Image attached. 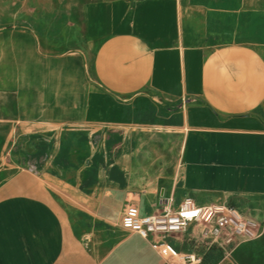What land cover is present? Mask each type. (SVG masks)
I'll use <instances>...</instances> for the list:
<instances>
[{
  "label": "crops",
  "instance_id": "0c3cea01",
  "mask_svg": "<svg viewBox=\"0 0 264 264\" xmlns=\"http://www.w3.org/2000/svg\"><path fill=\"white\" fill-rule=\"evenodd\" d=\"M77 30L72 50L0 32V121L109 136L85 148L108 169L55 177L61 214L0 200V264H171L121 226L129 206L152 215L161 197L229 204L260 227L226 255L191 224L165 238L181 253L264 264V0L92 1Z\"/></svg>",
  "mask_w": 264,
  "mask_h": 264
},
{
  "label": "rangeland",
  "instance_id": "374dc122",
  "mask_svg": "<svg viewBox=\"0 0 264 264\" xmlns=\"http://www.w3.org/2000/svg\"><path fill=\"white\" fill-rule=\"evenodd\" d=\"M92 1L99 0H0V32H34L75 49L78 23ZM4 125L0 121V200L14 195L40 200L61 214L63 192L55 177L106 174L108 168H101L98 153L85 148L102 139L110 143L109 136H67L64 127ZM64 141L72 145L66 157L59 147ZM119 218L114 219L116 223Z\"/></svg>",
  "mask_w": 264,
  "mask_h": 264
},
{
  "label": "built area",
  "instance_id": "2783aa9c",
  "mask_svg": "<svg viewBox=\"0 0 264 264\" xmlns=\"http://www.w3.org/2000/svg\"><path fill=\"white\" fill-rule=\"evenodd\" d=\"M173 202L172 198L162 199L160 210L152 215H142L138 207L129 206L121 220L123 229L149 240L157 254L171 264L203 263V253L184 254L165 241L169 235L185 232L191 224L201 229L200 246L219 248L226 255L260 236L259 225L229 204L198 206L192 198H186L174 208Z\"/></svg>",
  "mask_w": 264,
  "mask_h": 264
}]
</instances>
